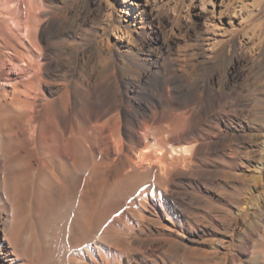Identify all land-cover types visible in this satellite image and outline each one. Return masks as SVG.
Returning a JSON list of instances; mask_svg holds the SVG:
<instances>
[{
    "label": "bare ground",
    "instance_id": "1",
    "mask_svg": "<svg viewBox=\"0 0 264 264\" xmlns=\"http://www.w3.org/2000/svg\"><path fill=\"white\" fill-rule=\"evenodd\" d=\"M15 28L28 40L22 23ZM226 44L227 40L223 41L216 52L223 53ZM155 47L157 55L152 66L145 68L148 84L142 81L131 91L122 87L111 65L95 76L85 77L86 82L79 86L82 97L74 100L68 112L55 116L45 109L43 120L35 124L30 104L32 82L18 86V77L27 66L17 60L15 45L11 46L10 57L5 59L0 54V69L8 65L10 70L5 80H0V123L4 121L0 136L3 128L7 144L19 141L21 136L30 144L21 148L29 158L14 165L20 176L6 175L0 169V264H223L217 249L225 243L226 235L207 236L206 229L196 225L197 214L189 203L193 198L187 197L204 181L188 176L182 169L195 164L193 159L200 155L232 157L242 153L246 165L253 168L244 175L247 194L238 212L247 214L251 206L262 208L264 137L255 140L259 138L262 119L253 111L249 121L255 127L251 126L249 136L237 139L238 148H230L232 122L222 118L227 134L212 142L214 129L220 125L212 124L209 118L216 106L227 99L224 89H215L210 77L202 85L194 83L190 68L186 63L176 64L167 43ZM163 57L168 58L167 64H163ZM124 72L126 68L121 73ZM231 72L230 76H237L236 70ZM181 100L200 101L202 108L193 113L175 112V122L166 120V103L175 107ZM21 111L27 113L26 123H5ZM203 118L204 123L199 124ZM196 141L200 143L194 148L192 142ZM19 150L16 146L12 153L18 155ZM255 151L257 157L253 159ZM101 168L105 169L103 202L94 216L90 214L91 218H83L85 208L78 217L72 200L83 196L89 175ZM207 169L201 171L203 180L209 174ZM20 188L31 193L25 210L20 204V199L25 198ZM45 192L50 193V205L39 198ZM169 214L168 227L160 219ZM113 227L123 240L108 242L103 237L104 231ZM254 227L248 222L247 232ZM183 229H190L186 236L190 244L175 233ZM32 233L39 235L38 240L29 241ZM258 234L263 246L260 264H264V225Z\"/></svg>",
    "mask_w": 264,
    "mask_h": 264
},
{
    "label": "rangeland",
    "instance_id": "2",
    "mask_svg": "<svg viewBox=\"0 0 264 264\" xmlns=\"http://www.w3.org/2000/svg\"><path fill=\"white\" fill-rule=\"evenodd\" d=\"M18 1L0 0V54L5 59L10 57L13 52L11 46L15 45L17 60L28 67L18 77V86L22 88L21 82H32V124L41 123L45 109L55 116L65 110L68 112L74 100L81 96L79 86L86 82L85 77L95 76L111 65L115 66L122 87L131 91L142 81L148 84L145 68L152 66L157 55L155 46L164 42L170 46L176 64L186 63L190 68L194 83L202 85L203 80L210 77L214 88H223L227 95L209 118L212 124L218 122L220 125L214 129L216 133L210 139L212 142L225 135L221 119L229 118L232 122V131L228 134L230 148H238L237 139L247 137L253 130V123L249 121L253 111L262 119L259 138L255 140L260 141L264 137V0H211V3L209 0ZM20 23L27 30L28 40L15 28ZM226 40L224 52L218 54L217 49ZM163 60V64L168 63L167 57ZM125 68L126 72L121 73ZM232 70H236V77L230 76ZM9 72L8 65H4L0 69V80L4 81ZM164 108L166 120L175 122V112L193 113L202 106L200 101L181 100L175 107L166 103ZM26 120L27 113L21 111L8 117L5 123L18 125L26 123ZM202 123L204 118L199 124ZM0 124L3 125L4 121ZM1 135L0 169L4 174L17 178L21 174H17L19 168L14 165L29 158V154L21 150L30 145L29 141L22 140L21 136L19 141L7 144L3 128ZM199 143L192 142L194 148ZM14 145L20 149L18 155L12 153ZM220 155H200L193 159L195 164L182 169L188 176L204 181L200 188L187 196L193 198L189 203L197 214L196 225L205 228L209 233L207 236L226 235L225 243L217 249L223 264H260L259 254L263 246L258 233L264 225V206L261 209L251 206L247 214L238 212L247 194L243 188L246 187L244 175H249L253 167L246 165L247 160L242 153L232 157ZM110 156L114 157V153L111 152ZM254 156L257 157V151L253 152V159ZM204 168L209 171L206 180L201 176ZM97 170L89 175L83 196L72 200L78 217L81 208H85L83 218H91L103 202L105 169ZM23 190L20 188L25 198L20 199V204L25 210L30 204L31 193ZM188 191L191 192L190 187ZM39 198L50 205V193H42ZM110 199L113 204V197ZM109 200L107 203L110 204ZM169 218L170 214L168 218L162 216L160 222L169 227ZM225 220L229 223L227 226H224ZM248 222L255 226L251 232H247ZM210 225L216 228L212 230ZM175 233L190 244L186 238L191 233L190 229ZM38 237L37 233H32L29 241H36ZM103 237L108 242L123 240L116 227L104 231ZM121 247H124L123 241ZM36 249L39 251L38 247Z\"/></svg>",
    "mask_w": 264,
    "mask_h": 264
},
{
    "label": "snow or ice",
    "instance_id": "3",
    "mask_svg": "<svg viewBox=\"0 0 264 264\" xmlns=\"http://www.w3.org/2000/svg\"><path fill=\"white\" fill-rule=\"evenodd\" d=\"M209 2L211 3V0H209Z\"/></svg>",
    "mask_w": 264,
    "mask_h": 264
}]
</instances>
